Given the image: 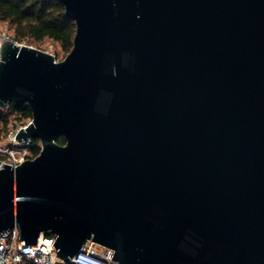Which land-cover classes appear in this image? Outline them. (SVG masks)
<instances>
[{
    "label": "water",
    "instance_id": "water-1",
    "mask_svg": "<svg viewBox=\"0 0 264 264\" xmlns=\"http://www.w3.org/2000/svg\"><path fill=\"white\" fill-rule=\"evenodd\" d=\"M60 1L63 58L0 44V106L41 145L0 167V232L55 233L66 262L264 264V0Z\"/></svg>",
    "mask_w": 264,
    "mask_h": 264
},
{
    "label": "trees",
    "instance_id": "trees-1",
    "mask_svg": "<svg viewBox=\"0 0 264 264\" xmlns=\"http://www.w3.org/2000/svg\"><path fill=\"white\" fill-rule=\"evenodd\" d=\"M0 19L7 20L14 28V39L41 40L46 37L58 42L66 52L73 45L75 20L65 13L60 0H0ZM32 118V110L26 101H11L0 107V139L8 132L9 125H21ZM59 142H65L62 134ZM27 146L34 155L40 151V139L30 138ZM25 264H36L28 261Z\"/></svg>",
    "mask_w": 264,
    "mask_h": 264
},
{
    "label": "built area",
    "instance_id": "built-area-1",
    "mask_svg": "<svg viewBox=\"0 0 264 264\" xmlns=\"http://www.w3.org/2000/svg\"><path fill=\"white\" fill-rule=\"evenodd\" d=\"M7 37L12 36L5 32L0 33V44L1 41ZM48 51L53 52L52 50ZM25 124L15 127L13 131L14 140L17 139L15 137L16 131ZM29 140L22 142L25 145L26 143L28 144ZM27 152V145L22 147L11 146L8 152V159L1 160L0 167L5 162L13 166L17 165L27 156ZM55 240V233L42 232L37 242H28L21 237L19 225L16 223L6 232H0V264H25L28 261H32L36 264H67V262L57 254L54 243ZM109 260L110 255L107 251L94 245L82 247L72 256L73 264H109Z\"/></svg>",
    "mask_w": 264,
    "mask_h": 264
},
{
    "label": "rangeland",
    "instance_id": "rangeland-1",
    "mask_svg": "<svg viewBox=\"0 0 264 264\" xmlns=\"http://www.w3.org/2000/svg\"><path fill=\"white\" fill-rule=\"evenodd\" d=\"M2 32L8 33L10 36L14 37V28L10 25V23L7 20L0 19V33ZM17 41L20 43L22 42L28 43V44L37 46L41 49H44V50H52L57 59L63 58L65 54L67 53L64 49H62L61 45L58 42L48 37L41 39V40H37V41L31 40L28 38H24V39L17 40ZM15 127H16L15 124L13 125L10 124L8 132L5 133V135L0 139V161L8 159V154H9L8 152L11 146L22 147V146L27 145V143L24 145L23 142L18 139H15V140L13 139V136H14L13 131ZM27 149H28V152L26 153L27 154L26 157L35 156L29 146H27ZM67 264H73V263L67 262Z\"/></svg>",
    "mask_w": 264,
    "mask_h": 264
}]
</instances>
